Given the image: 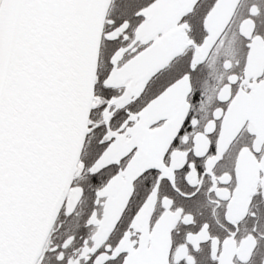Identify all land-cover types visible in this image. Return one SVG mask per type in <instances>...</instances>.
<instances>
[{
  "label": "snow or ice",
  "instance_id": "obj_1",
  "mask_svg": "<svg viewBox=\"0 0 264 264\" xmlns=\"http://www.w3.org/2000/svg\"><path fill=\"white\" fill-rule=\"evenodd\" d=\"M0 264H264V0H0Z\"/></svg>",
  "mask_w": 264,
  "mask_h": 264
}]
</instances>
